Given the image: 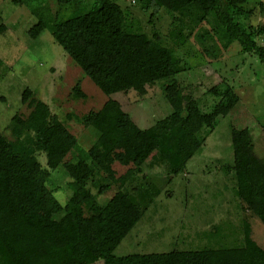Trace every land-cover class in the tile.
Segmentation results:
<instances>
[{"label": "trees", "instance_id": "16d2710c", "mask_svg": "<svg viewBox=\"0 0 264 264\" xmlns=\"http://www.w3.org/2000/svg\"><path fill=\"white\" fill-rule=\"evenodd\" d=\"M244 1L137 3L142 11L151 13L150 21L161 10L172 16L178 26L170 37H177L179 45L184 40L185 19L192 26L205 23L210 26V38L221 48L236 45L240 54H255L264 67V46L254 40L259 33L245 34L232 17V11ZM14 2L25 6L37 19L29 36L36 39L47 30L106 96L130 91L144 96L147 86L187 71L186 64L158 34L149 38L133 28L118 0H64L71 12L60 19L48 16L42 0ZM74 95L85 98L79 87ZM166 100L172 114L146 130H141L116 101L108 100L97 112L77 120L89 127L99 118L105 125L103 131L96 132L90 148L81 151L50 107L24 89L21 103L29 113L11 118L10 138L0 133V264H249L244 247L113 255L154 198L147 190L133 196L122 188L141 173L142 165L153 153L167 165L170 176L183 173L202 147L200 132L212 126L214 117L203 115L175 86H167ZM226 110L217 108L214 113ZM231 142L235 195L264 225V158L254 153L247 129H234ZM36 152L45 154L47 169L37 161ZM114 162L131 164L134 170L115 178L111 168ZM60 166L75 186L64 206L46 186L50 172ZM90 182L96 194L88 187ZM110 183L118 184L120 190L100 204L97 196L106 193Z\"/></svg>", "mask_w": 264, "mask_h": 264}, {"label": "rangeland", "instance_id": "374dc122", "mask_svg": "<svg viewBox=\"0 0 264 264\" xmlns=\"http://www.w3.org/2000/svg\"><path fill=\"white\" fill-rule=\"evenodd\" d=\"M63 1L42 0V6L50 18L60 19L71 12V6ZM118 3L127 11L134 29L149 38L158 34L186 64L187 71L147 86L144 96L133 91L106 96L47 30L36 39L29 36L37 19L25 6L14 0H0V133L10 138L11 118L29 113L21 103L22 91L29 89L63 122L76 139L77 150L87 151L96 132L103 131L105 125L95 118L91 126L85 127L78 123L79 118L97 112L113 100L141 130H146L172 114L166 88L175 86L203 115L214 117L212 126L200 132L202 147L183 173L170 176L167 165L153 153L142 165L141 173L122 188L133 196L139 190H147L154 198L113 255L244 247L249 264H264V225L235 195L231 142L234 129H247L254 153L264 158V67L255 54H240L236 45L221 48L210 38V26L205 23L192 26L185 19L184 40L179 45L177 37H170L178 26L172 16L161 10L150 21L151 13L142 11L137 0ZM232 17L245 34L259 33L254 40L264 46V0H245L238 10L232 11ZM77 87L84 99L75 98ZM222 107L227 108L225 113H214ZM35 157L47 169L45 154L36 152ZM69 157L70 154L66 159ZM111 168L115 178L134 170L133 165L119 162ZM50 173L46 186L64 206L75 186L61 166ZM88 187L97 193L92 182ZM119 190L118 184L110 183V189L97 196L98 202L105 203Z\"/></svg>", "mask_w": 264, "mask_h": 264}]
</instances>
